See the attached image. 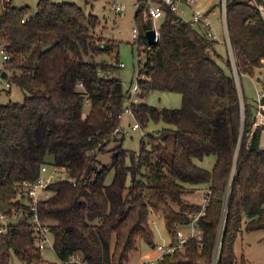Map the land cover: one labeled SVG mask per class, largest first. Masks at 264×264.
I'll return each mask as SVG.
<instances>
[{
	"label": "trees",
	"instance_id": "1",
	"mask_svg": "<svg viewBox=\"0 0 264 264\" xmlns=\"http://www.w3.org/2000/svg\"><path fill=\"white\" fill-rule=\"evenodd\" d=\"M0 4L5 7L0 45L10 55L4 69L13 73L7 80L25 94L22 102L0 105V215L22 209L27 219L0 233V264H9L11 253L23 264H63L76 254L84 264H127L138 240L155 247L149 224L153 210L172 233L171 242L176 240V227L188 225L201 208L182 201V195L187 185L200 184L210 191L197 222L201 241L190 238L182 251L164 255L157 264H213L219 241L217 264H246L235 253L238 237L243 230H264L263 130H252L255 100L243 95L242 120L232 63L226 61V70L214 58L216 40L200 24L163 7L160 36L151 46L146 33L152 20L143 21V8H137V54L143 57L138 65L146 76L139 80L140 97L174 92L182 106L135 105L141 125L154 120L169 127L144 135L130 164L128 151L119 145L105 166L97 155L118 140L114 133L127 98L121 81L111 75L120 68L119 44L97 36L98 18L73 3L39 0L35 13ZM227 25L239 76L260 74L264 22L258 9L245 0H227ZM99 56L114 63H98ZM86 99L91 111L84 116ZM209 155L217 156L212 171L195 164L194 159ZM43 166L66 175L48 185L51 196L37 211L53 235L59 263L42 258L28 222V200L18 192L21 182L39 178ZM110 170L114 177L107 184Z\"/></svg>",
	"mask_w": 264,
	"mask_h": 264
},
{
	"label": "rangeland",
	"instance_id": "2",
	"mask_svg": "<svg viewBox=\"0 0 264 264\" xmlns=\"http://www.w3.org/2000/svg\"><path fill=\"white\" fill-rule=\"evenodd\" d=\"M16 7H28L30 13H35L37 10V4L39 0H12ZM53 2H66L73 3L80 8L87 15H94L98 18L99 23L94 29L97 36L104 38L105 40L115 41L119 44V60L125 64V68H117L111 71V75L119 79L123 85L125 91L129 89L132 83L135 81L136 72L139 59L143 60L142 56L138 57V45L133 40V30L137 28L135 22V14L137 11L138 0H117L119 4H122L123 11L116 13L112 7L111 0H52ZM221 0H195L194 8L201 13H208V19L212 24V27L217 35L215 43V51L217 55L214 58L220 62V64L229 70L226 61L229 60V44L226 36L224 24L222 22L221 14ZM250 3V0H245ZM264 5V0H258ZM158 0H143L140 7L143 8L141 18L143 21L150 19L146 18V11L155 4ZM191 9L186 10L185 14L181 15V18L185 21H192ZM152 23L153 28H160L161 20ZM98 63L112 64L114 61L107 56H99L96 58ZM0 56V65H1ZM13 73L8 72L11 76ZM261 75L264 78V69L261 73H257L255 77L247 75H241L238 77L237 84L241 90V94L245 97L246 101L253 102L256 99L257 91L262 90V85L259 84L261 80L256 84L255 78ZM8 80H0V105H6L9 102H22L24 100V92L11 82L10 88L6 86ZM239 81V82H238ZM140 103L147 104L149 106L157 108H175L180 109L182 106L181 95L174 92L153 91L149 93L146 98L141 99ZM91 111V104L86 99L84 106V116H87ZM136 122L140 123L137 117ZM135 122L133 117L123 116L121 118L120 127L122 129L129 130L128 134L118 135L117 141L110 142L104 153L97 155V161L99 165L109 166L112 163V156L114 149L121 145L123 149L127 150L129 157L127 158V164L131 163L130 157L135 155L136 157L140 153L141 143L144 135L155 134L161 131L163 128L169 127L162 121L155 122L150 120L145 125H140L141 129L137 131L130 130L129 126ZM141 124V123H140ZM146 141V140H145ZM261 147L264 148V131L261 134ZM217 160L216 155H209L202 159H194L196 165L206 170L212 171ZM54 174L53 178H50V184H54L62 179H66V175L62 173L58 168H51L49 175ZM114 177V170H110L106 183H111ZM208 184L200 185H187V190L182 195V201L190 204H203V197L208 191ZM175 211H179L177 204H172ZM24 220H27L25 216H0V228H7L9 225L18 224ZM28 222H31L28 219ZM149 224L153 233V245H167L172 240V233L163 218L156 211H151L149 215ZM176 229H183L188 231V225L177 226ZM50 244H48L43 250H41V256L44 260L50 263H59V259L53 249V235L50 234ZM115 243H113L114 248ZM138 251L131 253L129 262L127 264H141L142 262L149 260L154 254V247L147 244L143 240H138ZM235 253L240 260L244 257L246 264H264V230L246 232L238 237L235 244ZM9 264H23L13 253H11Z\"/></svg>",
	"mask_w": 264,
	"mask_h": 264
},
{
	"label": "built area",
	"instance_id": "3",
	"mask_svg": "<svg viewBox=\"0 0 264 264\" xmlns=\"http://www.w3.org/2000/svg\"><path fill=\"white\" fill-rule=\"evenodd\" d=\"M113 3L112 9L116 13H120L123 11L122 4H119L117 0H111ZM1 3H11V0H0ZM143 3V0L138 2L137 8L140 7V4ZM195 0H160L157 4L150 7L148 11H146V18L152 20L154 23H156L159 20H162L165 15V8H167L171 13H173L176 17H180L181 15L185 14L187 9H191L193 11L192 13V22L195 24H200L207 33L208 38L212 40H217L216 32L214 31L211 22L208 19V13H201L194 8ZM250 4L254 7H256L259 11V14L264 22V5L261 4L258 0H250ZM221 6V16H222V22L224 24L226 36L228 38V44H229V59L232 63V69L234 72L235 79L237 80L239 77L237 67L235 65V58H234V52L230 44L229 39V33H228V25H227V0H221L220 1ZM5 11V7L0 4V13ZM26 21V18L22 20V23ZM157 33V39L160 36L159 29L154 27L153 28ZM139 37V31L138 28H135L133 30V40L135 42L138 40ZM0 56H1V65H0V80H3L6 82V80L2 79L1 73L2 71H5V64L10 59V55L6 52L3 45H0ZM262 63L264 65V56L262 58ZM120 68H125V64L120 62L119 63ZM260 78V83L262 85V90L257 91V96L255 99L256 104V111L255 116L253 120V131L256 129H262L264 131V78L261 75H258ZM146 76L145 74H142L140 72V67L138 65L137 72H136V78L135 81L132 83V85L127 90V98L124 106V110L122 112L121 118L123 116L133 117L135 122L129 126L130 130L137 131L141 129V124L136 122V115L134 113V106L140 104L141 101V89L139 86V80H145ZM8 82V81H7ZM237 82V81H236ZM239 82V81H238ZM238 85V84H237ZM6 86L10 88L11 84L8 82L6 83ZM239 88V86H238ZM239 91L241 92L240 88ZM241 95V108H242V120H244V103H243V97ZM129 130L122 129L120 125L115 130L114 135H125L128 134ZM50 167L43 166L41 168V174L39 178L36 181H23L18 186V192L20 195H23L27 198L28 206L30 208V216L29 220L31 221V224L34 227V243L36 247H38L40 250H43L48 244H50V229L47 225V223L42 222L38 215V204L41 200L48 199L51 194L46 191V188L48 185H50V178H53L54 174L49 175ZM210 191L208 190L206 195L203 197V204L201 205V208L199 212L196 214L190 215L191 221L188 224V231L185 232L183 229H177L176 230V240L174 242L168 243L167 245H158L154 247L155 255H153L149 260H146L142 262L141 264H157L164 255L172 254L177 250L182 251L184 249L185 244L188 242L190 238H197L199 241L202 239V232L200 228L197 225L198 219L204 214L205 207L208 203L209 197L208 194ZM24 216V212L22 209L19 211H15L12 216L18 217V216ZM4 217L3 215H0ZM5 231V228H0V233H3ZM219 249H220V241L218 243V246L215 250L214 256H213V264H217L218 258H219ZM84 264L81 260V256L76 254L73 255L68 261L64 262L63 264Z\"/></svg>",
	"mask_w": 264,
	"mask_h": 264
},
{
	"label": "water",
	"instance_id": "4",
	"mask_svg": "<svg viewBox=\"0 0 264 264\" xmlns=\"http://www.w3.org/2000/svg\"><path fill=\"white\" fill-rule=\"evenodd\" d=\"M146 39H147V42L149 45H151V46L156 45L158 42L156 31L154 29L147 31ZM1 77H2V79L7 80V78H8L7 72L3 71L1 73Z\"/></svg>",
	"mask_w": 264,
	"mask_h": 264
},
{
	"label": "crops",
	"instance_id": "5",
	"mask_svg": "<svg viewBox=\"0 0 264 264\" xmlns=\"http://www.w3.org/2000/svg\"><path fill=\"white\" fill-rule=\"evenodd\" d=\"M11 3L13 4V1L11 0ZM14 5V4H13ZM188 10V9H187ZM209 13V12H208ZM3 72V71H2ZM260 80V78L257 76L256 78H255V81H256V84L258 83V81ZM138 251V250H137ZM136 252V251H135ZM156 254V253H155ZM154 254V255H155Z\"/></svg>",
	"mask_w": 264,
	"mask_h": 264
}]
</instances>
